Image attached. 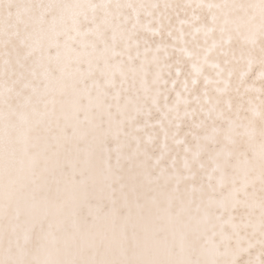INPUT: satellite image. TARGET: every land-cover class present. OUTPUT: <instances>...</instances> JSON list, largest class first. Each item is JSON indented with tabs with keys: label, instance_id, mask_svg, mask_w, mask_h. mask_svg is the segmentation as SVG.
Returning <instances> with one entry per match:
<instances>
[{
	"label": "snow or ice",
	"instance_id": "1",
	"mask_svg": "<svg viewBox=\"0 0 264 264\" xmlns=\"http://www.w3.org/2000/svg\"><path fill=\"white\" fill-rule=\"evenodd\" d=\"M0 264H264V0H0Z\"/></svg>",
	"mask_w": 264,
	"mask_h": 264
}]
</instances>
